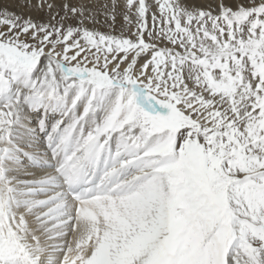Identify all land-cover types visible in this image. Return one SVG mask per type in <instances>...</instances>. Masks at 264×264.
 Masks as SVG:
<instances>
[{
    "label": "snow or ice",
    "instance_id": "6c2138e0",
    "mask_svg": "<svg viewBox=\"0 0 264 264\" xmlns=\"http://www.w3.org/2000/svg\"><path fill=\"white\" fill-rule=\"evenodd\" d=\"M25 6L47 19L0 8V264H264V0Z\"/></svg>",
    "mask_w": 264,
    "mask_h": 264
},
{
    "label": "rangeland",
    "instance_id": "374dc122",
    "mask_svg": "<svg viewBox=\"0 0 264 264\" xmlns=\"http://www.w3.org/2000/svg\"><path fill=\"white\" fill-rule=\"evenodd\" d=\"M23 1V0H22ZM21 0H0V8H7L11 10L12 12H15L17 14H23L25 16L26 13L29 12V8L25 6V4L28 2V0H24L25 2H22ZM76 2V0H74ZM58 4H62V0L56 1ZM80 2L83 3H88L93 6H99L102 4H111L112 0H80ZM205 6V5H202ZM36 19H47V17L44 15L42 12H37L36 13ZM98 19L100 20L99 24L95 25V28L101 32H109L112 30L110 26L113 25V22L110 17L106 19L105 14L103 12L99 13ZM121 25L120 28H115L116 29V34L119 33L121 28L126 27V22L123 18L122 15H117L116 20H115V25ZM89 27H93V25H89ZM127 34V32L125 33Z\"/></svg>",
    "mask_w": 264,
    "mask_h": 264
},
{
    "label": "bare ground",
    "instance_id": "6f19581e",
    "mask_svg": "<svg viewBox=\"0 0 264 264\" xmlns=\"http://www.w3.org/2000/svg\"><path fill=\"white\" fill-rule=\"evenodd\" d=\"M22 1V0H21ZM56 1H58V0H55V2ZM22 2H25L24 0L22 1ZM62 2L64 3L65 2V0H62ZM73 2H75L74 0H73ZM192 2L194 3V4H197V5H207V4H209V3H211V0H192ZM57 3V2H56ZM59 3V2H58ZM57 3V4H58ZM37 11H33V10H29V12L28 13H26L25 14V16H31L33 19H36V16H37ZM121 27V25H116L115 26V28H120ZM23 178H31V177H28V176H24ZM41 239H42V241L44 240V238H43V236L41 237Z\"/></svg>",
    "mask_w": 264,
    "mask_h": 264
}]
</instances>
